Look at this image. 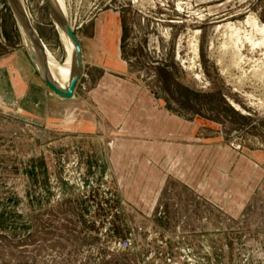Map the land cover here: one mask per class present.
Segmentation results:
<instances>
[{"label": "rangeland", "instance_id": "rangeland-1", "mask_svg": "<svg viewBox=\"0 0 264 264\" xmlns=\"http://www.w3.org/2000/svg\"><path fill=\"white\" fill-rule=\"evenodd\" d=\"M21 1L64 62L45 0ZM58 4L78 41L102 18L124 65L57 98L0 0V56L42 85L37 107L0 98V264H264V0Z\"/></svg>", "mask_w": 264, "mask_h": 264}, {"label": "crops", "instance_id": "crops-1", "mask_svg": "<svg viewBox=\"0 0 264 264\" xmlns=\"http://www.w3.org/2000/svg\"><path fill=\"white\" fill-rule=\"evenodd\" d=\"M101 19L90 23L89 28L81 29L79 42L84 68H97L107 75L108 69L119 68L124 63L120 61L119 45L106 40L109 33L106 34ZM3 58L5 60L1 61ZM40 87L38 75L25 55L14 52L9 58L0 56V98L5 103L13 102L15 106L22 107L23 102L28 101L37 107Z\"/></svg>", "mask_w": 264, "mask_h": 264}, {"label": "bare ground", "instance_id": "bare-ground-1", "mask_svg": "<svg viewBox=\"0 0 264 264\" xmlns=\"http://www.w3.org/2000/svg\"><path fill=\"white\" fill-rule=\"evenodd\" d=\"M14 1L16 2L18 7L20 8V10L22 12H24L26 18L30 22L29 17L27 16L25 9L22 5V1L21 0H14ZM58 1L59 0H50L52 5L54 6V8L56 10H58V12L61 14V16L67 22L64 9H63L62 5L61 6L59 5L60 2L58 4ZM11 9L13 11V14H14V17L16 20V24H17L18 29L20 31L21 37L23 38L25 48H27L29 54L33 56L34 62H35L36 67L38 69V72L44 76L47 83L49 85H51L54 89H56L57 91H60L61 93H66L69 89L71 75H72L73 69L75 67V52H74V47H73L71 40L69 39V37L67 36V34L63 30V28L61 27V25L59 24L57 19L54 17V15L49 11L51 18L57 27V30H58L59 35H60V39L62 40V43H63L62 45L64 46V49L66 52L64 62L59 64V62H57L55 56H53L49 51L45 50V48H44V46L40 40H39L38 47L36 46V44L33 43L32 39L30 37V33L28 30V25L26 23V20L24 19V17H22V15H19L14 8H11ZM249 19L251 20V21L248 20L251 27L253 26V28H256V31L258 30V32H261L264 35V28L259 27L257 22H255L253 19H251V18H249ZM67 24L69 25L70 29L73 30L72 25H70L68 22H67ZM224 28L230 30L229 31L230 32L229 38H228L229 40H228V43L225 45H227L228 47L229 46L235 47L238 42H241L239 40V31H238L239 29L232 31V28L230 25H228ZM245 36H247V35H245ZM249 38H251V37H249ZM249 38H245V40L248 41L249 44L251 43L250 45L254 44L251 40L252 38L251 39H249ZM242 41H243V39H242ZM248 42H246V43H248ZM238 47H240L239 43H238ZM194 49H195V47H194ZM240 49H242V48H240ZM195 52H196V50H195Z\"/></svg>", "mask_w": 264, "mask_h": 264}, {"label": "water", "instance_id": "water-1", "mask_svg": "<svg viewBox=\"0 0 264 264\" xmlns=\"http://www.w3.org/2000/svg\"><path fill=\"white\" fill-rule=\"evenodd\" d=\"M7 1L10 4L11 8H14L19 15H22V17H24V19L26 20V23L28 25V30H29V33H30V37H31L33 43L36 44V46L38 47V44H39L38 36L36 35L34 29L30 25V22L26 18L24 12H22L20 10V8L18 7V5L16 4V2L14 0H7ZM45 2H46L48 10L57 19V21L59 22V24L61 25V27L63 28V30L65 31V33L67 34V36L69 37V39L71 40V42L73 44L74 52H75V67H74L72 75H71L69 89H68V91L66 93H61L60 91H57L56 89H54L51 85H49L47 83V81L44 78V76L41 73H39V72L38 73H39L42 81L47 85V87L50 89V91L57 98H59L61 100H68V99H71L73 97V93H74L76 84L78 82V78H79V76L81 74V71H82V52H81V47H80V43H79L78 39L76 38V35L74 34V31L72 29H70V27L67 24L66 20L61 16V14L58 12V10H56L54 8V6L50 2V0H45ZM30 59L32 61L33 66L38 71V69L36 67V64L34 62V58H33L32 55H30Z\"/></svg>", "mask_w": 264, "mask_h": 264}]
</instances>
